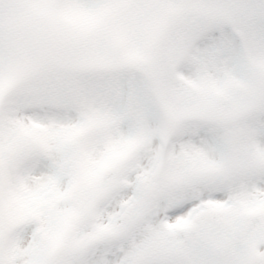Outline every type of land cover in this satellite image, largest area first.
I'll list each match as a JSON object with an SVG mask.
<instances>
[{"label": "snow or ice", "instance_id": "6c2138e0", "mask_svg": "<svg viewBox=\"0 0 264 264\" xmlns=\"http://www.w3.org/2000/svg\"><path fill=\"white\" fill-rule=\"evenodd\" d=\"M0 264H264V0H0Z\"/></svg>", "mask_w": 264, "mask_h": 264}]
</instances>
